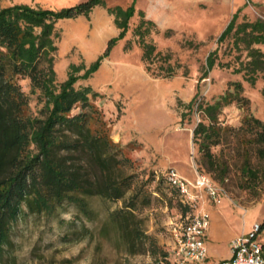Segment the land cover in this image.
Instances as JSON below:
<instances>
[{"label":"rangeland","instance_id":"rangeland-1","mask_svg":"<svg viewBox=\"0 0 264 264\" xmlns=\"http://www.w3.org/2000/svg\"><path fill=\"white\" fill-rule=\"evenodd\" d=\"M119 2L124 8L132 4L137 8L125 38L93 76L76 85H90L99 92L93 101L111 138L122 149L121 156L132 160L123 170L134 175V186L117 201L91 197L97 212L94 218L69 203L53 214H23L13 224L11 243L0 264H174L177 234L187 219L180 210L181 197L162 180L170 168L191 181L198 173L206 174L221 189L219 202L204 196L212 216L216 209L221 210L215 213L209 240L212 260L228 258L227 240L264 219L262 145L254 140L257 129L247 128L244 121L247 115H253L264 123V77L258 73L254 83L248 78L244 67L250 57L244 43L236 44L235 30L219 40L235 13L237 25L264 20V0ZM102 9L93 13V29L97 32L88 40L98 49L116 29L107 18L109 13ZM143 18L145 23L138 28ZM56 27L55 68L61 82L67 78L71 63L89 65L99 55L82 38L68 40L74 27L70 20L58 21ZM143 42L155 46L148 57H144ZM254 46L264 52V44ZM215 50L216 64L205 74L206 59ZM237 82L242 88L236 86ZM20 83L30 94V79L20 78ZM228 92L235 96L218 112L221 137L211 146L217 163L212 167L200 148V138L194 135L201 120L209 122L199 104H213ZM31 105L38 110L36 95H31ZM79 110L76 107L73 112ZM247 160L254 174L245 170ZM147 179L152 180L144 186ZM142 185L150 196L140 190ZM137 191V212L160 250L148 243L139 252H130L110 226L108 231L103 230L110 212L129 203Z\"/></svg>","mask_w":264,"mask_h":264},{"label":"trees","instance_id":"trees-1","mask_svg":"<svg viewBox=\"0 0 264 264\" xmlns=\"http://www.w3.org/2000/svg\"><path fill=\"white\" fill-rule=\"evenodd\" d=\"M98 5H105V0H85L60 9L0 5V259L11 243L13 224L23 214H53L69 203L86 217L94 218L97 212L91 197L117 201L134 186V175L123 170L125 163L132 160L121 156L122 149L111 138L101 110L93 101L99 92L90 85L78 87L76 83L93 76L114 45L125 38L130 19L137 12L135 5L108 7L120 32L109 40L103 54L89 65L71 63L67 78L61 82L55 68L57 22L89 16ZM237 18L235 13L219 40L235 30L236 44L242 42L248 50L250 59L244 69L254 83L258 73L264 77V52L254 46L264 44V20L237 25ZM144 23L143 18L138 28ZM144 47V57L155 50L150 43H144ZM216 54L215 50L208 55L205 74L215 66ZM20 78L30 79V94L23 90ZM236 86L242 88L240 82ZM31 95H36L40 105L37 111L32 109ZM234 96L228 92L213 104H199L209 122L201 120L194 135L200 138V148L212 167L217 163L211 146L219 143L221 137L218 112ZM76 107L80 110L74 113ZM244 121L247 128L257 129L254 140L262 145L259 154L264 157V123L253 115H247ZM245 170L254 174L248 160ZM151 180H143V185ZM162 180L167 181L165 175ZM143 185L140 190L150 196ZM138 194L139 191L129 203L110 212L103 230L108 231L110 226L130 252L137 253L148 243L160 250L156 239L146 233L144 220L137 212ZM190 209L188 204H180L182 215ZM163 255L166 257L167 253Z\"/></svg>","mask_w":264,"mask_h":264},{"label":"built area","instance_id":"built-area-1","mask_svg":"<svg viewBox=\"0 0 264 264\" xmlns=\"http://www.w3.org/2000/svg\"><path fill=\"white\" fill-rule=\"evenodd\" d=\"M164 175L167 182L179 191L181 201L191 208L177 234L174 264H264V219L230 241L229 258L212 260L207 245L211 213L204 196L206 194L219 202L221 189L212 178L202 173H198L194 181L175 168L168 169Z\"/></svg>","mask_w":264,"mask_h":264},{"label":"crops","instance_id":"crops-1","mask_svg":"<svg viewBox=\"0 0 264 264\" xmlns=\"http://www.w3.org/2000/svg\"><path fill=\"white\" fill-rule=\"evenodd\" d=\"M1 1L3 3L0 4V5H2V6H9V5H14V4H30V5H33V6H41V7H44V8L60 9V8H63V7L73 6V5L78 4L79 2H82V1H85V0H1ZM115 1H116V4L110 5V4L107 3V0H105V5H98V6H96L92 10V12L90 13L89 16L80 15V16L75 17V18H64V19H60L59 21L66 20V19L67 20H70L72 22V24H74V27H73V29L70 32L71 33L70 35H72V36L68 37V40L71 39V40H75L76 41L77 38H82V39H84L85 42H88V40L90 39L91 35H95V33L97 31H95V29H93V13L98 8H104L102 10H105V12H108L109 13V15L111 17L106 15L107 18H109L110 21H113L114 24H115V26H116V29L114 30V33L112 34L113 35L112 37L117 36L119 34V32H120V29L118 28V26L115 23L114 16L108 11V7L118 6V5L121 6L119 0H115ZM138 1H140V0H136V3ZM146 1L147 0H145V4H146ZM136 10H137V8H136ZM102 12H104V11H102ZM109 40H108V42H109ZM108 42L106 43V40H105L102 49H98L99 47L95 45V42L94 41H89L88 43H90V46L92 48H94L95 51H97V55H101V54L104 53V51H105L104 49L107 48ZM115 45H114V47H115ZM96 47H98V48H96ZM114 47L112 48V50L114 49ZM112 50H111V53H112ZM186 178L189 179L188 177H186ZM220 211H221L220 209H216V211L214 212V216H212V214H211V224H210V229H209V233H208V237H207V245H208V250H209L208 252H210L211 249H212V247L209 245V240H210V236L212 234L211 233V230H212L213 222H214V219H215V213H217V212L220 213ZM241 233L242 232L236 233L234 237L240 235ZM234 237L232 236L230 240H227L228 241L227 243L229 244L230 241ZM229 254L231 255L230 250L228 251V254H227L228 255V258L230 257ZM209 256H210V253H209ZM222 259H226V258H223L222 257V258H216L214 260H222Z\"/></svg>","mask_w":264,"mask_h":264}]
</instances>
